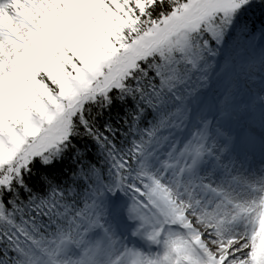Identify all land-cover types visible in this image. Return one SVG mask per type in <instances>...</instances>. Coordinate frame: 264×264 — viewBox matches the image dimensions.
Masks as SVG:
<instances>
[{
    "label": "snow or ice",
    "instance_id": "snow-or-ice-1",
    "mask_svg": "<svg viewBox=\"0 0 264 264\" xmlns=\"http://www.w3.org/2000/svg\"><path fill=\"white\" fill-rule=\"evenodd\" d=\"M0 264H264V0H0Z\"/></svg>",
    "mask_w": 264,
    "mask_h": 264
}]
</instances>
